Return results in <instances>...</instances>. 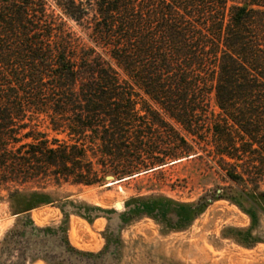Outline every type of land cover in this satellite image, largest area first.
I'll list each match as a JSON object with an SVG mask.
<instances>
[{
  "label": "trees",
  "instance_id": "obj_1",
  "mask_svg": "<svg viewBox=\"0 0 264 264\" xmlns=\"http://www.w3.org/2000/svg\"><path fill=\"white\" fill-rule=\"evenodd\" d=\"M190 158L229 183L213 200L264 209V0H0V203L17 217L0 264L48 229L31 217L47 187Z\"/></svg>",
  "mask_w": 264,
  "mask_h": 264
},
{
  "label": "rangeland",
  "instance_id": "obj_2",
  "mask_svg": "<svg viewBox=\"0 0 264 264\" xmlns=\"http://www.w3.org/2000/svg\"><path fill=\"white\" fill-rule=\"evenodd\" d=\"M110 183L106 178L104 185L47 187L56 201L32 210L31 217L37 226L48 229L11 242L14 256L3 260L7 264L16 260L22 264H264V209L254 211L252 220L236 203L213 200L215 190L229 183L206 159H185L162 171ZM260 187L264 190V182ZM200 201L209 205L199 210ZM16 219L8 204L0 203V246ZM63 230L74 250L66 246Z\"/></svg>",
  "mask_w": 264,
  "mask_h": 264
},
{
  "label": "water",
  "instance_id": "obj_3",
  "mask_svg": "<svg viewBox=\"0 0 264 264\" xmlns=\"http://www.w3.org/2000/svg\"><path fill=\"white\" fill-rule=\"evenodd\" d=\"M125 179H128V178H120V179H117L114 175H108L107 176V180L109 182H111V183H118V182H121V181H123ZM116 205H117L118 208H121L120 202H117Z\"/></svg>",
  "mask_w": 264,
  "mask_h": 264
},
{
  "label": "bare ground",
  "instance_id": "obj_4",
  "mask_svg": "<svg viewBox=\"0 0 264 264\" xmlns=\"http://www.w3.org/2000/svg\"><path fill=\"white\" fill-rule=\"evenodd\" d=\"M110 184H112V183H110ZM121 207H122V205H121Z\"/></svg>",
  "mask_w": 264,
  "mask_h": 264
}]
</instances>
